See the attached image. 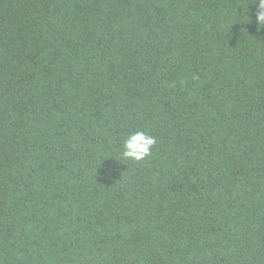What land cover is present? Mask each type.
I'll use <instances>...</instances> for the list:
<instances>
[{
  "label": "trees",
  "instance_id": "obj_1",
  "mask_svg": "<svg viewBox=\"0 0 264 264\" xmlns=\"http://www.w3.org/2000/svg\"><path fill=\"white\" fill-rule=\"evenodd\" d=\"M255 4L0 0V264H264Z\"/></svg>",
  "mask_w": 264,
  "mask_h": 264
},
{
  "label": "clouds",
  "instance_id": "obj_2",
  "mask_svg": "<svg viewBox=\"0 0 264 264\" xmlns=\"http://www.w3.org/2000/svg\"><path fill=\"white\" fill-rule=\"evenodd\" d=\"M258 13L256 23L259 28H264V0H256ZM156 138L146 131L137 130L128 135L123 142L122 157L127 160L141 161L149 157L156 145Z\"/></svg>",
  "mask_w": 264,
  "mask_h": 264
}]
</instances>
